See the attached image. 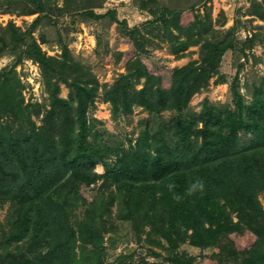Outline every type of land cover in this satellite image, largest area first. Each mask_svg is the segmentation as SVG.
Instances as JSON below:
<instances>
[{
	"label": "trees",
	"instance_id": "1",
	"mask_svg": "<svg viewBox=\"0 0 264 264\" xmlns=\"http://www.w3.org/2000/svg\"><path fill=\"white\" fill-rule=\"evenodd\" d=\"M153 2L139 4L152 15L142 25L146 34L121 21L139 55L126 62V72L113 83L101 84L67 43H59L58 55H49L33 33L47 10L70 14L90 4L86 15L110 14L115 21L116 11L99 14L89 8L101 6V0H63L60 6L53 5L56 0H0V7L23 3L22 14H39L26 31L12 21L5 27L0 22V52L8 49L19 61L25 56L36 61L51 99L49 107L25 103L16 68L0 69V202H15L0 226V264H104V236L116 233L115 216L131 223L147 254L162 257L166 250V264H196V256L179 250L185 243L218 247L209 256L219 264H264L259 198L264 192V77L258 86L252 84L247 100L240 90L243 63L232 78L220 69L228 49L247 58V50L264 38L253 33L236 44L238 23L221 35L210 12L190 7L194 18L185 23V10ZM156 38L168 42L177 59L191 46L201 47L198 59L173 68L169 87L141 59ZM213 79L229 85L231 101L206 98L202 109L193 111L192 98ZM62 84L69 87L67 97L60 95ZM101 86L114 119L129 117L136 107L148 112L150 120L141 121L135 137H106V131L96 130L99 120L90 111ZM33 114H43L41 125L32 121ZM97 164L105 172L98 173ZM94 185L97 192L88 201L83 191ZM81 204L85 210L77 212ZM246 231L254 241L240 249L236 240ZM129 259L133 256L126 254L117 261L130 264Z\"/></svg>",
	"mask_w": 264,
	"mask_h": 264
},
{
	"label": "rangeland",
	"instance_id": "2",
	"mask_svg": "<svg viewBox=\"0 0 264 264\" xmlns=\"http://www.w3.org/2000/svg\"><path fill=\"white\" fill-rule=\"evenodd\" d=\"M24 1V0H21ZM81 1V0H80ZM100 0H92V2ZM103 4L99 7H89L95 13L104 14L107 11H116L117 20H113L108 14L106 17L96 18L86 15L85 6H78L70 14H61L57 10H47L42 21L34 30L33 36L41 44L49 55H58L61 53L60 44L67 43L76 59L81 62L98 77L101 84L113 83L120 73L126 72V62L139 55L131 37L123 32L121 21L126 20L129 27L141 28L144 30L143 24L152 19V15L140 8L141 0H101ZM153 5L157 7H169L171 9H183V19L185 23L193 21L192 10L190 7L195 6V10L202 12H210L215 29H219L221 35L229 30L235 23H238L234 32V43L239 44L253 33H259L264 38V0H153ZM63 5V0H56V4ZM258 6V7H256ZM25 7L23 3L8 6L5 4L0 7V22L2 26H6L9 22H14L17 26L26 31L31 27L33 21L39 14L26 15L22 14ZM10 9V10H9ZM8 10L10 12H8ZM45 37L46 42H43ZM156 44L147 45L150 53L142 56V60L149 70L162 78V85L169 87L171 83L172 70L176 66H183L198 59L201 47L199 44L191 46L187 54L177 59L168 49V42L161 41L156 38ZM1 47V45H0ZM249 57L246 58L243 53L235 49H228L223 57L220 69L222 73L232 78L236 72L237 66L243 63L240 72V90L246 96L247 100L252 99V84L257 86L264 77V43L257 42L252 51L247 50ZM16 54L11 53L8 49L0 52V69L11 68L14 66L18 75L24 82L23 95L25 103L37 102L46 104L48 107L50 97L46 92V84L42 77L41 69L38 63L32 58L25 56L22 61L17 60ZM121 53V56H118ZM142 85H138L140 88ZM254 87V86H253ZM60 95L67 97L69 87L62 84ZM104 86L100 88V95L96 97L95 107L91 109L90 116L98 119L95 122L96 130L105 132L104 134L111 137L128 136L135 137L139 128L144 125L141 121L147 122L149 118L148 112L141 107H136L129 117H119L114 119L111 112V104L105 102L101 98ZM208 98L211 102H229L231 101V92L228 84L216 85L214 79L208 89L196 94L191 100V109L199 112L202 109V103ZM76 104V103H75ZM167 119L171 117L169 113L164 114ZM43 114L37 116L32 115V121L37 125H41ZM14 127L19 128L21 125L14 121H9ZM30 126V125H26ZM25 127V125L23 126ZM94 140V137L91 136ZM56 140V139H55ZM95 170L98 173L105 172L102 164H97ZM98 185L86 188L83 195L90 201L97 192ZM259 198L264 207V192L259 194ZM83 201V200H81ZM82 203V202H80ZM15 202L6 198L0 202V226L6 224L7 217L12 211ZM86 204H81L76 209L77 212L85 210ZM115 212V210H114ZM235 218V216H234ZM236 219V218H235ZM117 224L116 233H106L104 236V245L106 246V255L104 256V264H118L117 258L122 255H132L133 259H129L128 263L132 264H166L164 259L166 250L162 249V257H153L147 254V248L143 242L137 241V237L130 222L120 221L116 216L113 218ZM254 241V235L249 231L239 234L237 237V246L240 249L250 247ZM1 243V241H0ZM2 245L0 250H2ZM78 249V248H77ZM180 251L187 252L196 256V264H219V262L211 258L209 255L217 252L218 247H210L201 249L190 245L182 244ZM145 261V262H144Z\"/></svg>",
	"mask_w": 264,
	"mask_h": 264
}]
</instances>
